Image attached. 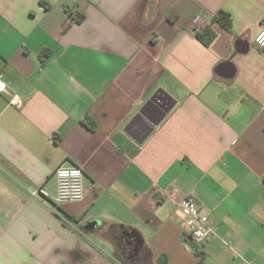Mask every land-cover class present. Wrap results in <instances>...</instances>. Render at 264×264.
Instances as JSON below:
<instances>
[{"label":"crops","instance_id":"1","mask_svg":"<svg viewBox=\"0 0 264 264\" xmlns=\"http://www.w3.org/2000/svg\"><path fill=\"white\" fill-rule=\"evenodd\" d=\"M263 20L264 0H0V264H264ZM59 167L81 202L52 201Z\"/></svg>","mask_w":264,"mask_h":264},{"label":"built area","instance_id":"2","mask_svg":"<svg viewBox=\"0 0 264 264\" xmlns=\"http://www.w3.org/2000/svg\"><path fill=\"white\" fill-rule=\"evenodd\" d=\"M193 30L196 34H201L205 30V25L199 16L192 20ZM255 45L264 50V20L260 24V30L254 39ZM11 103L20 107V101L11 100ZM56 183V193L52 201L56 205L64 203L81 202L87 193L84 185L83 171L79 167H59L54 171ZM36 198H50L49 193L40 188L32 192ZM179 224L182 231L187 234L194 246V253L201 255L204 252V246L207 240L215 234L214 228L209 218L200 211V205L196 198L188 195L179 203Z\"/></svg>","mask_w":264,"mask_h":264},{"label":"trees","instance_id":"3","mask_svg":"<svg viewBox=\"0 0 264 264\" xmlns=\"http://www.w3.org/2000/svg\"><path fill=\"white\" fill-rule=\"evenodd\" d=\"M213 22L219 24L221 27H223L226 30H230L231 20L230 17L225 13H220L219 15L214 17ZM196 36L204 45H209L211 41L214 39L215 34L211 30L205 29L201 34H196ZM197 264H202V263L198 262Z\"/></svg>","mask_w":264,"mask_h":264},{"label":"water","instance_id":"4","mask_svg":"<svg viewBox=\"0 0 264 264\" xmlns=\"http://www.w3.org/2000/svg\"><path fill=\"white\" fill-rule=\"evenodd\" d=\"M160 95L159 93H157L156 95H154V97H152V99L146 104V106L144 107V110L152 107L153 105H158V102L160 101ZM170 107L165 109L164 112L161 114L160 119L162 117H164V115L169 111ZM142 110L139 114H138V118H142L145 116V111ZM160 119L158 121H160ZM158 121H156L155 123H153V125H155Z\"/></svg>","mask_w":264,"mask_h":264},{"label":"flooded vegetation","instance_id":"5","mask_svg":"<svg viewBox=\"0 0 264 264\" xmlns=\"http://www.w3.org/2000/svg\"><path fill=\"white\" fill-rule=\"evenodd\" d=\"M166 106L167 105L165 103L161 102L160 103V109H161V111H164L167 108Z\"/></svg>","mask_w":264,"mask_h":264}]
</instances>
